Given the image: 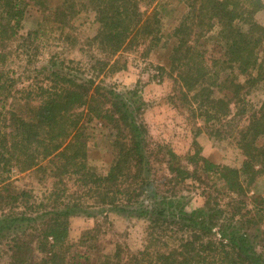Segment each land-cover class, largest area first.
Returning <instances> with one entry per match:
<instances>
[{"label":"trees","instance_id":"1","mask_svg":"<svg viewBox=\"0 0 264 264\" xmlns=\"http://www.w3.org/2000/svg\"><path fill=\"white\" fill-rule=\"evenodd\" d=\"M143 1L150 10L141 9ZM154 1L0 0V47L21 39L19 44L28 51L27 39L37 32L24 37L17 33L28 6L37 8L49 22L70 27L79 3L95 12L99 26L89 43L113 57L114 66L120 52L142 45L152 47L159 40L161 18L158 8L151 7ZM186 1L187 14L172 34L178 41L171 53V69L177 70L174 80L184 91L194 92L197 102L207 101L212 108L219 106L227 113L233 98H209L212 87L232 88L238 95L245 83L264 79V59L260 57L264 25L254 20L264 4L261 0ZM214 29L216 40L222 43L221 58L207 55L209 51L200 45L202 40L212 39L206 34ZM216 40H212L214 45ZM6 58L0 51V61ZM234 69L247 77L245 82L229 80ZM41 70L47 71L49 84L37 88L39 100L36 97L35 102H29L32 94L27 93L24 104L16 102L0 113V236L15 232H11V250L17 264H83L82 259L84 264H91L92 249L84 256L78 253L84 238L74 246L68 242L70 218H95L97 212L89 210L99 208V216L104 218L111 212L142 218L151 228V237L142 250L129 251L123 257L118 246L112 256L106 257L105 264H264V236L249 231L252 218H246L242 208L245 200L241 198L264 173V144L259 143L264 138V102L259 113L238 132L236 146L244 155L240 168L217 166L197 150L181 156L168 147L159 152H165V160H155L149 148V132L137 121L139 107L92 78H78L63 67ZM222 71L224 80L218 81ZM11 86L0 76V89L8 91ZM84 114L89 119H103L110 127L116 155L104 175L90 170L87 164L86 126L81 123ZM12 172H42L52 179L46 197L52 207L36 204L27 191L12 190ZM187 180L214 189H204V204L190 211L186 210L189 199L177 194ZM22 206L24 210L15 211ZM23 224L27 228L15 230ZM168 230L174 238L152 236ZM34 232L36 241L20 242L19 234ZM86 234L90 232L83 237ZM91 240L89 237L88 242ZM29 244L45 253L40 262L27 258Z\"/></svg>","mask_w":264,"mask_h":264},{"label":"rangeland","instance_id":"2","mask_svg":"<svg viewBox=\"0 0 264 264\" xmlns=\"http://www.w3.org/2000/svg\"><path fill=\"white\" fill-rule=\"evenodd\" d=\"M261 1L264 4V0ZM152 6L158 8L161 18L159 40L152 47L142 45L134 50L120 52L118 57L116 56L118 59L114 66H112L113 57H109L96 45L89 43V39L99 28L95 20V12L91 8L83 7L78 3L77 12L70 20L71 26L63 27L49 22L48 17L40 14L34 6H28L17 31L19 37L37 32L27 39L28 51H25L26 46L19 44L18 41L21 39L13 43L7 42L5 48L0 47V51L7 55L4 62L0 61V72L3 73L0 76L6 85L12 84L8 91L0 89V113L6 112L16 102L24 104L23 97L27 93L32 94L29 102H35L36 97V101L39 100L37 88L39 85L49 84L47 71H42L41 68L63 67L65 71L78 78H92L95 83L123 96L124 101L133 104V107H139L137 121L149 132V148L155 160L159 158L165 160V152H159L161 148L166 151L165 147H168L181 156H185L189 150H197L200 156L217 166L240 168L244 155L236 146L238 132L253 115L259 113L264 102V79L255 83H245V87L238 95L232 88L212 87L214 91L209 98H233V104L230 105L231 109L227 113L225 110H220L219 106L217 109L212 108L207 101L204 104L197 102L194 92L184 91L181 85L175 82L177 70L171 69L172 48L178 42L172 34L187 14V1L155 0ZM141 9L150 10L146 1L142 2ZM254 20L264 25V8L254 15ZM240 24L244 27L242 23ZM216 33L217 29L207 33L206 36L212 39L207 42L206 39L202 40L200 45L204 44V49L209 51L207 55L221 58L222 43L216 40ZM212 40H216L215 45ZM211 44L213 46L209 48ZM260 57L264 59V51ZM160 67L163 69L160 70ZM231 73L229 80L241 83L246 81L247 77L238 74L237 70L234 69ZM222 76H224L223 71L218 81L224 80ZM83 112L86 113V110ZM83 122L86 126L88 167L104 175L116 155L111 145L110 127L105 120L95 117L89 119L85 114L81 117V123ZM259 143L264 144V138L260 139ZM157 165L155 164L156 167ZM9 182L12 184V190L27 191L36 204L43 202L46 209L52 207V202L46 200L52 179L44 177L42 172L24 174L12 172ZM182 186V191L177 194L189 199L186 207L188 211L204 204L206 200L202 193L204 189L209 192L214 190L204 185L195 186L192 180H187ZM163 187L161 185L160 188ZM70 189L74 190L75 187L71 186ZM168 191L169 189L165 190ZM241 198L245 200V207L242 208H244L243 212H247L246 218H252L251 223H248L249 231L253 235L263 237L264 173L258 176L247 196ZM18 210H24V207L15 209ZM99 210L100 208L89 210L97 212L95 218L86 215L70 218L68 242L74 246L84 238V245L78 248V253L84 256L92 249L91 264H105L106 257L112 256L118 246L123 252V257L129 251L137 252L143 249L151 237L149 235L151 228L146 219L112 212L104 218L99 216ZM18 226L15 228L17 231L27 228L25 224ZM11 232L14 231H6L3 237L0 236V264H17L11 250L14 244L12 234L15 232ZM87 232L90 234L83 237ZM172 233L169 230L156 231L152 236L172 239L175 236V234L171 236ZM35 234V232L34 235L19 234L20 242L36 241ZM89 237L92 239L91 242H88ZM25 254L33 262H40L45 256V253L36 250L34 244L28 245ZM81 262L84 264L83 259Z\"/></svg>","mask_w":264,"mask_h":264}]
</instances>
